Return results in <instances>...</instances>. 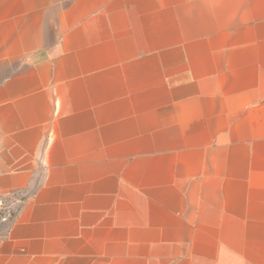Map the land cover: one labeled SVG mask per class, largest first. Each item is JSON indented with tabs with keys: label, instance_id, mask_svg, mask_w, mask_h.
<instances>
[{
	"label": "crops",
	"instance_id": "0c3cea01",
	"mask_svg": "<svg viewBox=\"0 0 264 264\" xmlns=\"http://www.w3.org/2000/svg\"><path fill=\"white\" fill-rule=\"evenodd\" d=\"M0 264H264V0H0Z\"/></svg>",
	"mask_w": 264,
	"mask_h": 264
},
{
	"label": "built area",
	"instance_id": "2783aa9c",
	"mask_svg": "<svg viewBox=\"0 0 264 264\" xmlns=\"http://www.w3.org/2000/svg\"><path fill=\"white\" fill-rule=\"evenodd\" d=\"M15 201L9 195L0 193V225L10 223L16 216Z\"/></svg>",
	"mask_w": 264,
	"mask_h": 264
},
{
	"label": "rangeland",
	"instance_id": "374dc122",
	"mask_svg": "<svg viewBox=\"0 0 264 264\" xmlns=\"http://www.w3.org/2000/svg\"><path fill=\"white\" fill-rule=\"evenodd\" d=\"M8 223L5 224H1L0 225V235L2 234V231L5 229V227L7 226Z\"/></svg>",
	"mask_w": 264,
	"mask_h": 264
}]
</instances>
